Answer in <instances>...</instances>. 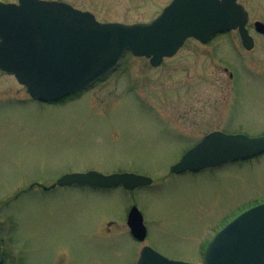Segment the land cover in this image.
I'll use <instances>...</instances> for the list:
<instances>
[{
	"label": "rangeland",
	"instance_id": "1",
	"mask_svg": "<svg viewBox=\"0 0 264 264\" xmlns=\"http://www.w3.org/2000/svg\"><path fill=\"white\" fill-rule=\"evenodd\" d=\"M61 1L103 20L130 21L148 19L170 0ZM248 1L252 21L264 18V0ZM215 130L264 134V37L253 50L230 35L207 44L190 38L159 66L125 52L109 75L51 103L32 100L0 70V220L11 215L9 260L137 264L150 245L170 259L202 264L216 233L264 202V153L214 169L171 172L188 148ZM90 169L146 174L153 184L35 190ZM134 204L148 228L144 241L127 223Z\"/></svg>",
	"mask_w": 264,
	"mask_h": 264
},
{
	"label": "water",
	"instance_id": "2",
	"mask_svg": "<svg viewBox=\"0 0 264 264\" xmlns=\"http://www.w3.org/2000/svg\"><path fill=\"white\" fill-rule=\"evenodd\" d=\"M247 11L237 0H173L150 23L100 22L94 14L56 0L0 1V68L26 85L33 98L55 101L85 89L117 68L123 54L150 57L159 65L194 36L206 41L217 31L240 27L250 47ZM264 30L263 22H256ZM264 153V134L216 130L187 150L170 170L199 171ZM59 185L85 184L132 190L152 183V177L132 171L104 173L96 169L67 172ZM127 223L144 241V216L134 204ZM137 264H195L170 259L150 245ZM203 264H264V202L229 221L209 242Z\"/></svg>",
	"mask_w": 264,
	"mask_h": 264
},
{
	"label": "flooded vegetation",
	"instance_id": "3",
	"mask_svg": "<svg viewBox=\"0 0 264 264\" xmlns=\"http://www.w3.org/2000/svg\"><path fill=\"white\" fill-rule=\"evenodd\" d=\"M132 1H135V0H132ZM171 1L172 0H170L167 4L163 5L161 7V9L156 14H151L148 19H142V18L138 19V18H136V19H133V20H130V21L129 20H119V19H105V20H103L93 10H90V9H87V8H83V7H80V6H77L74 3H72V2H68V1H65V2H68L71 5H73L74 7L79 8L81 10H85V11L92 12L96 16V18L99 21H101V22H111V21H114V22H123V23L133 24V23L151 22V21H153L156 17H158L163 12L164 8ZM237 1L241 5H243L244 9L247 11V22L245 24V28L247 30V33H248L249 37H251L250 40H251V44L252 45L250 47H248L245 44L244 39H243V36H242L241 29H240L239 26L236 27V28L225 29V30H221V31L215 32L206 41H202V40H200L198 38H194V39H196L197 41H199L202 44H207L210 41H212L213 39H215L217 36H220V35H230V36H233L234 38L238 39L239 42H240V44H242L243 47L246 50H253L255 47H257V45L259 43V39L261 37H264V30L258 29V27L256 26V22L260 21V22H263L264 23V18H258L256 20L252 21V13H251V10L249 8V1L248 0H237ZM188 39H190V38H188ZM165 58H168V57H165ZM165 58H164V60H165ZM1 71H3V70H1ZM3 72L6 73L5 71H3ZM231 75H232V73H231ZM74 185H78V184L62 185V186H74ZM57 186H58L57 183H52V184L51 183H48L47 184V183L41 182V183L38 184V187H36L35 190H39V191H43L44 193H48V192L52 191L54 188H56ZM81 186H84V185H81ZM91 188H93V189H102V188H94V187H91ZM4 216H5V218H3V219L0 220V264H17V261H10L9 260L10 258L8 256L9 254H11V252H10L11 249L15 248V246H12V244L10 243V241H11L10 238L12 239V237L7 235L8 233H11V231L9 229H11V227L13 226L12 222L9 219L11 215L6 214ZM8 220L11 223H9ZM57 264H59V263H57Z\"/></svg>",
	"mask_w": 264,
	"mask_h": 264
},
{
	"label": "trees",
	"instance_id": "4",
	"mask_svg": "<svg viewBox=\"0 0 264 264\" xmlns=\"http://www.w3.org/2000/svg\"><path fill=\"white\" fill-rule=\"evenodd\" d=\"M66 98H68V97H65V98H63V99H66ZM63 99H62V100H63Z\"/></svg>",
	"mask_w": 264,
	"mask_h": 264
}]
</instances>
